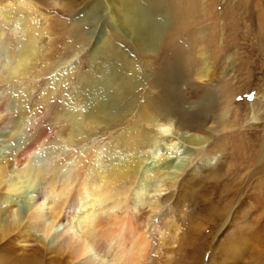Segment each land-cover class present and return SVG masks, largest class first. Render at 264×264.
Here are the masks:
<instances>
[{
  "label": "bare ground",
  "instance_id": "1",
  "mask_svg": "<svg viewBox=\"0 0 264 264\" xmlns=\"http://www.w3.org/2000/svg\"><path fill=\"white\" fill-rule=\"evenodd\" d=\"M189 1L171 11V0H123L120 8L111 0L113 31L97 53L90 47L87 69L79 71L69 62L80 49L73 40L59 53L40 6L72 7L73 0H0V264H106L109 257L112 264L212 263L213 255L202 259L198 224L179 225L168 216V200L180 185L220 171L221 156L206 144L214 84L208 80L184 108L178 83L188 75L179 49L165 51L153 71L147 64L144 77L134 57L110 41L125 29L145 57L143 41L160 29H152V3L170 16L165 35L191 25ZM77 21L67 34L87 45ZM204 51L200 67H191L199 80L207 76ZM165 191L170 196L162 198ZM75 196L77 209L66 212ZM254 232H233L212 252L218 247L221 264H264ZM84 242L93 260L81 259Z\"/></svg>",
  "mask_w": 264,
  "mask_h": 264
},
{
  "label": "rangeland",
  "instance_id": "2",
  "mask_svg": "<svg viewBox=\"0 0 264 264\" xmlns=\"http://www.w3.org/2000/svg\"><path fill=\"white\" fill-rule=\"evenodd\" d=\"M73 1L72 7H63L61 3L53 7L40 3V6L44 15L52 20L53 37L59 53L65 54V45L74 40L80 51L69 63L84 71L87 69L90 47L92 50L97 47L94 48L97 53L105 47L103 42L109 38L112 6L107 5L111 0ZM113 1L120 4V8L123 0ZM183 3L185 0H171L170 10L182 8ZM189 4L192 5L188 17H193L189 19L191 25L184 31L166 30L164 35L160 31L168 27L170 16L152 3V29L157 24L160 29L157 28L151 40L143 41L149 47L147 52H143L145 57L133 46L125 29L120 30L125 37L110 36V41L119 47V51L128 52L134 57V66L144 77H147V64L153 71L158 68L165 51L171 53L179 49L188 75L187 81L178 83L183 97H186V101L182 102L184 108L193 104L188 101H195L198 92L203 91L209 81L214 84L217 105L212 112L214 121L207 124L212 126L213 134L206 144L221 156L220 171L216 177L212 173L205 174L180 185L178 190L174 187L177 193L168 200H171L172 206L167 205L170 207L168 216L176 219L182 227L185 222L186 225L189 223V219L198 224L196 228L201 229L198 244L205 245L199 247L209 249H204L205 258L202 256V259L207 261L213 255L212 263L221 264L220 259L216 258L219 257L218 247L215 253L213 249L226 243L233 232L239 230L254 232L256 229L254 237H258L255 238L258 243L255 249L259 252L264 250V0H190ZM74 20H78L76 23L86 29L89 44L84 45L68 36V28ZM42 21L38 17V24L42 25ZM198 33H204L199 47L195 41ZM48 38L44 36L42 42L47 43ZM200 49L205 50L203 56L206 57V66H203L206 67L207 76L203 80L191 74V67L195 69L201 65ZM101 55L100 58H103ZM139 91L144 92V89L139 87ZM224 109L226 114L221 117ZM223 119L227 123L225 128H222ZM101 130L104 133L109 131L107 128ZM189 147L196 149L195 146ZM203 191L208 194L206 192L205 197H200ZM171 192H162L165 195L161 197L167 198ZM257 246L260 248L257 249ZM263 252L259 255L263 256ZM197 259L186 264H195Z\"/></svg>",
  "mask_w": 264,
  "mask_h": 264
},
{
  "label": "clouds",
  "instance_id": "3",
  "mask_svg": "<svg viewBox=\"0 0 264 264\" xmlns=\"http://www.w3.org/2000/svg\"><path fill=\"white\" fill-rule=\"evenodd\" d=\"M251 99V97H249ZM164 193H161V196H164ZM77 209V200H76V196L75 198L69 201L67 208L65 209V211H69V210H76ZM83 258V260L87 259V260H93L94 259V255H93V249L90 248L87 244V242H84L83 248H82V254H81V259ZM106 264H112L111 258H107L106 259Z\"/></svg>",
  "mask_w": 264,
  "mask_h": 264
}]
</instances>
